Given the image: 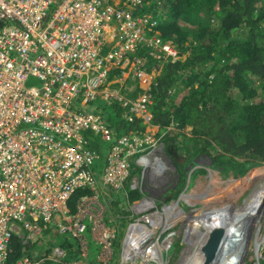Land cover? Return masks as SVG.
<instances>
[{
	"label": "built area",
	"instance_id": "obj_1",
	"mask_svg": "<svg viewBox=\"0 0 264 264\" xmlns=\"http://www.w3.org/2000/svg\"><path fill=\"white\" fill-rule=\"evenodd\" d=\"M108 1L0 0V264H7L15 234L24 244L35 243L46 230L69 234L82 260L69 261L66 248L53 246L48 258L25 257L18 264L48 259L90 264L91 241L102 247L95 264H110L117 231L105 220L100 189L128 196L130 186L142 194L147 185L132 174L135 167L147 170V155L151 163L164 165L151 136L123 137L102 159L106 167L98 181L94 166L100 157L87 148L86 134L111 140L98 101L117 102L130 113L142 114L151 95L147 56L139 54L149 49L161 64L179 58L175 44L155 30L153 16L135 15L129 8L142 6V0H119L114 8ZM32 77L40 84L28 86ZM135 78L144 82L138 88L145 93L123 95L135 87L125 86ZM87 190L92 194L80 196L73 214V199ZM150 200L130 201L131 210L146 213ZM143 219L146 216L130 226L143 230ZM128 236L123 247L132 252L142 233L136 232L125 247ZM141 240L143 254L151 246L147 238ZM134 259L124 264H137ZM142 263L147 264L143 257Z\"/></svg>",
	"mask_w": 264,
	"mask_h": 264
},
{
	"label": "trees",
	"instance_id": "obj_2",
	"mask_svg": "<svg viewBox=\"0 0 264 264\" xmlns=\"http://www.w3.org/2000/svg\"><path fill=\"white\" fill-rule=\"evenodd\" d=\"M142 4L135 12L152 15V21L157 22L155 30L161 32L162 38L175 43L180 55L189 54L184 61L164 64L152 87L153 103L149 106L151 124L159 126V135L169 126L179 130L188 126L194 128L190 137L179 132L166 136V139L177 142L178 138L184 137L183 144L175 143L176 150L185 154L184 163L174 161L181 168V175H185L182 168L199 154L210 155L213 165L225 176H243L251 169L264 167V0H145ZM97 107L105 119L111 140L104 142L93 134H86V138L87 148L99 154V166L95 165L94 169L101 175L98 170L106 167L102 159L111 152L113 145L123 137L140 136L147 125L142 119L131 121L117 102L108 105L100 101ZM188 143L190 145L185 146ZM217 146L224 153L218 151ZM199 172L202 171L193 175ZM259 173L254 174L255 177ZM255 177L247 180L249 188L255 185ZM100 179L99 176L98 181ZM217 181L216 177L214 183ZM235 185L238 187L230 199L238 195L245 184L237 181L225 183L229 188ZM219 187L218 183L215 189ZM259 193L260 187L255 186L249 198L258 202ZM84 194L91 195L92 192L87 190L76 195L71 203L73 214ZM119 195L127 200L128 210L130 201L142 197L139 191H131L128 196L120 192L110 196L109 201L114 203V197ZM196 199L206 201L207 194L194 191L180 202L187 207L193 204V208L198 209L201 204H194ZM101 200L106 206L107 197ZM260 209L263 211V207ZM115 214L107 209L106 222L123 228L128 224L126 218L131 210L128 215ZM55 234L46 230L39 242L26 244L15 234L7 264H18L25 257L48 258L56 244L52 239ZM62 242L70 254L69 260L80 257L76 242L71 244L65 238ZM35 246H45V250L43 253L34 252L31 249ZM255 251L259 254L256 248ZM43 264L58 263L48 259Z\"/></svg>",
	"mask_w": 264,
	"mask_h": 264
},
{
	"label": "clouds",
	"instance_id": "obj_3",
	"mask_svg": "<svg viewBox=\"0 0 264 264\" xmlns=\"http://www.w3.org/2000/svg\"><path fill=\"white\" fill-rule=\"evenodd\" d=\"M117 1H119V0H109L108 3H107L108 7L114 8V4ZM144 1L145 0H142V3H144ZM130 3H131V0H130ZM140 7L141 6H139V5L138 6H131V5L129 6L130 9L132 8V11H133V13L135 15H142V14H137L135 12ZM54 12H55V8H52L51 11L49 12V16L52 17V15H53ZM143 14H145V13H143ZM158 32L161 33L160 31H158ZM164 41L169 42L170 40H164ZM186 45H187V43H186ZM147 50H148V52H147L148 53V56H147V53L146 54H143V53H140L139 54V55H146L147 56V60H148V62H147V83L149 84L150 90H148L147 93L150 94L151 97H150V100H149L150 102L147 103V111L143 112L142 114L136 115L135 113H132V112L130 113L128 111V109H125V113H126V115H128L131 118V121H134L135 119H142L143 122H144V124L147 125L146 131L144 133H141L140 136H135L134 135L133 137H138V138L141 139V138H145L146 136H151L155 141H157L158 144H159V151L156 152V155H160L161 156V158H162V160L164 162V165H159V164L151 163L149 161L148 155H147V170H144L143 171V169L141 167H135L136 170L132 171V174L133 175L138 176L139 177L138 179L140 181L143 180V184H146L147 185V191L142 193V197L140 199H142L143 197L151 198L150 196H147V194L150 193L148 190H149V188H151L147 184V181H149V178L150 177L159 178V177H162V176H166L168 171H172V170H168V167H167V161H168V159H171V161L176 166V168H174V169L178 170L179 174H181L180 173L181 170L175 164L174 161H178L180 163H184L185 154H184V152L181 154L179 151L176 150V148H175L176 144L175 143H179V145H180V143L183 144L184 137L178 138L179 139V142H177V141H173V140L166 139L167 138L166 136L169 133H172V132H174V133H178L179 132V133H183V136L186 135V136L190 137V136H193L192 134H193V130H194V128L192 126H188L185 129H183V130L176 129L174 126H169L166 129V131H164L162 134L159 135V133H160L159 126H155V125H152L151 124L152 115L149 112V106L153 103L152 93H151L152 87L156 83V78L161 74V71H162V69L164 67V64H166V63H168L170 61H173V60H172V58H170L168 61H166V62H164L162 64L161 63H158L156 61V59L155 60L153 59V61H150V59L152 57L149 54V49H147ZM176 50L178 51V57H179L177 60H182L181 58L184 55H180V52L177 49V47H176ZM177 60H175V61H177ZM175 61H173V62H175ZM135 79L136 80H133L132 83L129 81L125 86H128L129 87L130 85H136L138 87V86H140L141 83H144L143 81H139L138 78H135ZM140 93L143 94L145 92H143V90H141ZM134 96H136V93L134 94ZM100 101H98V102H100ZM147 116L150 117L149 118V121H147ZM189 128H191V131L187 133L186 131H188ZM151 129H155V130H151ZM217 149L221 153H224V150L221 149L220 147L217 146ZM148 152L149 151H147V153ZM198 156H201V157L207 156L210 159V164L208 165L209 170H208V168H204V169L201 168V169H198V170H196L197 168L195 169V167H196L197 164H196V162L194 160ZM196 157H194V159H193V161L191 163H189L187 166H184L182 168V171H184V174L185 175L184 176L183 175H181V176L179 175L180 178H181L180 179L181 182H179V186L178 187L176 186L174 189H170L169 192H168L170 194V192L177 191V193L175 194V197L178 200H177V202H174V203H178L179 202L180 205H181V202L179 200L182 199V196H186V195H182L181 194V188L180 187L182 186V180H183V178H185V177L188 176V173H189V170L188 169H190V171H192V169L194 168L195 169L194 172H197V171L209 172L210 170H212V171L216 172L217 174L220 173L222 175V176H220V175L218 176V179L222 183H228V182H231V181H236V180H241V179L245 180V178H247L251 173H254L258 169H263L264 168L263 167V168H258V169H251V170H249L243 176H238V177L225 176L221 172L220 169L216 168L213 165V161H212L210 155H208V154H199ZM139 164H143V161L142 162H139ZM174 169H173L172 174L176 172ZM194 172L191 175H189V177L195 178L196 175L199 174V173H197L194 176L193 175ZM223 176L226 177L227 179L230 178V177H232L234 179H228V180L225 179L224 180ZM257 187H260V188L263 187V189H264V182H261L260 184H258L256 186V188ZM100 190H101L100 191L101 192V199L102 198H105V197H110L112 195H115L114 191H111V190L109 191V190H105V189H102V188ZM126 190H127L128 193L131 192L130 191V188H127ZM135 191H137V190H135ZM106 194H108V195H106ZM248 197H249V195H248ZM176 198L175 199L169 198L167 201H174V200H176ZM134 201H136V200H134ZM147 202H148L147 205H146L147 206V212H146L147 215H144L146 213L137 215V214H135L136 212L134 211L135 212L134 213L133 210H131V207H130L131 214H130V216H128L126 218L128 220L127 221L128 224L126 226H123V228H120V225L114 226L116 228V229L115 228L114 229L117 231V237H116V239H115V241L113 243L112 260H111L110 264H124L125 263V260H128V262L129 261H134L135 260L134 258H136V263L137 264H141L142 253H139L137 255H132L133 253H131L128 256L129 259H124V254L127 251L123 247V242H124L125 237L127 236V233L128 232H129V236L127 238L125 247H129L130 246V244L128 243V240H129L130 237H133L136 232H141L142 233V237L135 242L137 244V246L139 247L142 244V240H141L142 238H147V236H148V238H147V245L151 246V248L149 250L153 249L155 256H159L160 253L162 252V257H161L162 264H172L171 263L172 259H174V257L177 255L179 249L182 246L181 245V243H183V240L181 239L182 238V235L181 234L179 235L177 233V229H174L175 227H172L171 229H168V230H164L162 227H160V228L159 227L154 228L152 226V224H150L151 222L150 221H147V217H150V212L153 211L155 213L151 214L153 216V218L151 219V221L153 219H155L160 214L159 213V210H161V206L164 203H162L160 201L157 202L156 200H154L152 198H151L150 201H147ZM130 203H132V202H129V206H130ZM237 203L239 205H241L243 202H242V200L238 199ZM159 205H160V209L158 208ZM262 206H264V194H263L262 201L259 204H256L254 206V207H256V210H254L251 213L252 226L248 230L244 231L241 234H239V229L236 231L237 240L236 241L235 240L232 241V243L230 245V249L228 251H226V254L223 255V257L221 258V261H220L219 264H221V263H224V264H254L253 263L254 261L257 264H264V245L260 249L258 255H257V253L255 251V246H254V238L256 237L257 233L258 232L264 233V231H262V228L264 227V225H263L264 218L262 217V214L258 215L259 214V211L258 210ZM156 210L158 211L157 213H156ZM164 210H165V208L163 209V213H164ZM263 212H264V209H263ZM143 216H146V221H144V219L141 221L145 225V227H144L143 230H140L139 228L136 229V227H134V226H130V224L133 223L134 220L136 221L137 218H139V217L142 218ZM260 217H262V220H259V223L256 224L255 221L257 219H259ZM261 225H262V227L260 228ZM124 229H125L124 234L121 235L120 233ZM187 230H190V229H187ZM50 231L52 232V230H50ZM134 231H136V232L133 233ZM147 231H151L152 233L150 235L149 234L147 235ZM194 232L197 233L196 231H194ZM172 233H175V236H174V240L170 241L169 244H168V247H167L168 251H165V249L161 250V245L160 244H164V240L169 235H171ZM241 235H243L242 242H243L244 239H246V241L243 244V246L241 247L240 257L237 260H234L233 259V248L238 246V242L240 240ZM21 239L23 241V238H21ZM66 240H68V237L66 238ZM88 240L91 241L90 235H88ZM194 240H195V237H190V239H189L190 248L194 246ZM68 241H70V240H68ZM251 242H252V247H250V243ZM62 245H64L63 242H62V244L59 243V244H55L54 246H62ZM75 247H77V246H75ZM89 248H90V252H89V256H88L89 262H90V264H95L96 258H97V256H98V254H99V252H100V250H101L102 247H100L99 245H97L93 241H91ZM93 248H96V251H97L96 254H95L96 256L94 258L90 259L91 254H93ZM115 251H118V254H117L118 255V258L117 259L115 258ZM200 254L202 256V261H203V262H201V264H203L204 263V257L202 255L201 247H200ZM32 258H34V257H32ZM227 258H229V259H227ZM75 260H77V261H81L82 260L81 253H80V257L77 258V259H75ZM69 261H71V260H69ZM148 263H149V260L147 259V264ZM142 264H145V263H142ZM151 264H158V263H156L155 261H153V263L151 262ZM182 264H191V263L190 262H182Z\"/></svg>",
	"mask_w": 264,
	"mask_h": 264
},
{
	"label": "rangeland",
	"instance_id": "obj_4",
	"mask_svg": "<svg viewBox=\"0 0 264 264\" xmlns=\"http://www.w3.org/2000/svg\"><path fill=\"white\" fill-rule=\"evenodd\" d=\"M187 45H189V43H187ZM188 56H189V54L186 53L181 59L184 61V60H186V58ZM39 84H40V81L38 79L32 77L28 81L27 85L33 86V85H39ZM140 86L142 88V84H140ZM197 86L198 85H196V87ZM129 87L131 88V85ZM148 87H149V84L147 83V88ZM130 91H134V93H136V94L140 93V90L136 85L133 89H130V90L127 89V90L122 91L121 93L123 95H127V94H130ZM184 92H185V90L179 94L177 101H176L177 103L180 102L179 98H180L181 94ZM109 113H111V112H109ZM149 118L150 117L147 116V121H149ZM151 130H155V129H151ZM190 131H191V128H189L188 131H186V132L188 133ZM189 145L190 144L188 143L185 146H189ZM168 161H167L168 170H172V171H168L166 176H162L159 178L150 177L149 181H147V184L151 187L148 190L150 193H148L147 196H150L152 199L156 200L157 202L160 201V202L164 203L163 204L164 206L163 205L161 206V210H159V213H163V209L165 208V205H167L169 203L177 202V200H178L175 197V194L177 193V191L170 192V194L168 192L170 189H174L176 186L177 187L179 186V182H181V180H180L181 174H179L178 170L174 169V168H176V166L171 161V159H168ZM194 161L197 164L195 167V169L197 168L196 170L201 169V168H203V169L208 168V165L210 164V159L207 156H205V157L198 156L195 158ZM261 168H263V167H261ZM173 169L176 172L172 174ZM195 169L193 168L192 171H190V169H188L189 170L188 176L186 175L187 177L183 178L182 186L180 187L181 188V194L182 195H191V193H193L194 191H195V193L196 192H204L207 194V200L202 201L200 199H196L194 204H197V205H198V203L201 204V206H199L198 209L193 208V206H192L193 204L188 206V207L186 206V204H184V207H182L185 212H187L191 215L186 216L185 218L177 217L175 220V223H174L175 228L174 229H177V233L179 235L180 234L182 235L181 239L183 240V243H181L182 246L179 249L177 255L174 257V259H172V261H171L172 264H182V262H186L187 259H189V258L191 259L190 254L195 248V243H194V246L190 248V245H189L190 235L188 234L187 229H190V230L197 232V234L195 236V241H196L197 235H199L201 232H205L206 228H208L209 224L215 218L221 216L222 214H228V213H232V212H241L243 210V204L245 202H250V203L252 202L254 205H256V204H259L263 199V194H264L263 187L260 188V193L257 197L258 202H255V201L253 202L247 196L250 194V192L253 190V188L255 186H257L261 182H264V173L263 174L260 173L255 177L254 174H257L259 172H257V173L254 172V173H251L247 178H245V180L241 179V180L237 181L239 183L244 182L245 186H244L243 190L241 188L242 191L239 192L238 195H236L232 199H230L233 196L235 190L237 189V187H238L237 185H235L231 188H229L228 186L225 187V183H222L219 179L216 183H214V180L216 179V177L218 178L219 175L222 176L220 173L217 174L216 172L209 173V172L202 171V172H199V174H197L195 178L189 177V175H191ZM98 172H100V171L98 170ZM99 176L100 175L98 174V176H97L98 179H99ZM253 177H255V179H253V180H255L254 181L255 185H253L251 188H249V181H247V180H250ZM223 178H224V180L227 179L224 176H223ZM228 179H234V178L230 177ZM218 183H219L220 187L215 189V186ZM221 196L223 197L222 199H220ZM184 197L185 196H183V198ZM169 198H173V199L176 198V200L167 201ZM115 199H116V203H115ZM238 199L242 200L243 203L241 205H239L237 203ZM107 200H108V202L106 204L107 209L113 211L114 213H116L118 215H128L130 213V210H128V206H127V200L125 199L124 196L119 195V196H116V198L114 197L113 201H114L115 205L113 207H112V205L114 203H112V201L111 202L109 201V197H107ZM224 201H226V202H224ZM183 202L186 203L187 201L184 200ZM262 207H264V206H262ZM158 208L160 209V205L158 206ZM258 211H259L258 215L262 214V217L264 218V212L262 211V209H259ZM157 212L158 211L156 210V213ZM153 213H155V212L151 211L150 215ZM144 215H147V213ZM168 215H169V213H168ZM160 216H162V215H160ZM165 217H166V214H164L162 218L165 219ZM262 217L257 219L255 221V223L256 224L259 223V220H262ZM157 219L162 220L161 218H158V217L155 220H157ZM165 225H166V221L163 222V224H160L159 228L162 227L163 229H165ZM263 225H264V222H263ZM168 226H172V223L169 224ZM251 226H252V222H251V224L250 223L246 224V221H245V227L243 229H240L239 233L240 234L243 233L244 231L248 230ZM261 227H262V225L260 226V228ZM124 231H125V229L120 234L121 235L124 234ZM262 231H264V227L262 228ZM67 237H69V234H63V233L57 232L53 236L52 239H53L54 243L59 244L61 241H63L64 238L66 239ZM242 239H243V235H241V237H240V240L238 242V246L233 248V259L234 260H237L240 257L241 253H239V251H241V247L243 246V244L246 241V239H244L242 242ZM169 242L170 241L167 242V244H166L167 246H168ZM254 242H255V248L259 252L260 249L262 248V246L264 245V233L258 232L256 237L254 238ZM70 243L75 244V240L71 238ZM250 247H252V242L250 243ZM93 249H94V251H93V254H91V256H90V259H92L96 256L95 255L97 252L96 248H93ZM31 250L34 252L43 253V251L45 250V246H35ZM236 250H238L237 251L238 253L236 252ZM117 254H118V251H115V258L116 259L118 258ZM223 254H225V253H223ZM193 259H191V260L194 261ZM253 263L257 264V263H255V261ZM149 264H151L150 261H149Z\"/></svg>",
	"mask_w": 264,
	"mask_h": 264
},
{
	"label": "bare ground",
	"instance_id": "obj_5",
	"mask_svg": "<svg viewBox=\"0 0 264 264\" xmlns=\"http://www.w3.org/2000/svg\"><path fill=\"white\" fill-rule=\"evenodd\" d=\"M264 171V168L263 169H259V170H256L255 172H262ZM214 172V171H213ZM236 181H239V180H236ZM241 183H244V182H241ZM184 207L183 205H180L179 203H170V204H167L165 206V210H164V213H160L157 217L158 218H161L162 220L160 219H153L151 221V219L153 218L152 215H150V217H147V221H150L152 224V226L154 228H157L160 226V224H163V222L166 221V225H165V229L164 230H168V229H171L172 227H174V223H175V220L177 217H180V218H185L186 216H190L191 214L187 213L184 211V209L182 208ZM255 210L254 206H253V203L251 202H245L243 204V210L241 212H232V213H228V214H222L221 216L215 218L208 226V228H206V231L205 232H201L199 235H197V239L196 241L194 242L195 243V248L194 250L191 252L190 256H191V259H193L194 261H192L190 258L187 259L186 262H190L191 264H201L202 261V256L200 254V247H202L203 243L205 242V240L207 239V233L209 231H211L213 228H218V227H222L225 225V222H230V226L228 227V229L226 230L227 234H226V246H225V249H224V252L222 253H225L226 254V251H228L230 249V245L232 243V241H236L237 240V237H236V231L239 229H243L245 227V221L246 223H250L252 222V218H251V213ZM243 212V213H242ZM169 213V215H168ZM192 213V212H191ZM166 214V217L165 219L162 218L163 215ZM162 215V216H160ZM246 219V220H245ZM172 223V226H168L169 224ZM152 232L151 231H147V235L151 234ZM205 233V234H204ZM240 234V233H239ZM174 236H175V233H172L171 235H169L165 241H164V244H161V250L165 249V251H168L167 249V242L168 241H172L174 240ZM148 238V236H147ZM164 245V246H163ZM139 247H136L133 249L132 252H125L124 254V259H129V255L131 253H136V254H139ZM238 250H236L237 252ZM238 253V252H237ZM239 253H241V251H239ZM224 255V254H223ZM258 255V254H257ZM142 257L147 261V259L153 263V261L159 263V264H162L161 262V257H162V252L160 253L159 256H155L154 255V250L151 249L149 251H147L146 253H143L142 254ZM229 259V258H227ZM221 264H224V263H221Z\"/></svg>",
	"mask_w": 264,
	"mask_h": 264
},
{
	"label": "water",
	"instance_id": "obj_6",
	"mask_svg": "<svg viewBox=\"0 0 264 264\" xmlns=\"http://www.w3.org/2000/svg\"><path fill=\"white\" fill-rule=\"evenodd\" d=\"M230 226V222H225V225L218 228H213L207 233V239L201 247L204 257L203 264H219L226 246V230ZM205 234V233H204Z\"/></svg>",
	"mask_w": 264,
	"mask_h": 264
},
{
	"label": "flooded vegetation",
	"instance_id": "obj_7",
	"mask_svg": "<svg viewBox=\"0 0 264 264\" xmlns=\"http://www.w3.org/2000/svg\"><path fill=\"white\" fill-rule=\"evenodd\" d=\"M188 233H189L190 237H195L197 234L193 230H188Z\"/></svg>",
	"mask_w": 264,
	"mask_h": 264
},
{
	"label": "crops",
	"instance_id": "obj_8",
	"mask_svg": "<svg viewBox=\"0 0 264 264\" xmlns=\"http://www.w3.org/2000/svg\"><path fill=\"white\" fill-rule=\"evenodd\" d=\"M35 258V257H34ZM35 259H37V258H35Z\"/></svg>",
	"mask_w": 264,
	"mask_h": 264
}]
</instances>
